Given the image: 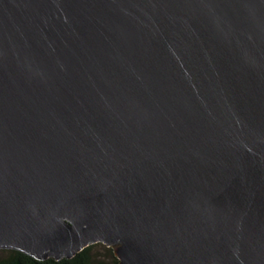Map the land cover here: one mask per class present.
I'll use <instances>...</instances> for the list:
<instances>
[{"label":"water","instance_id":"1","mask_svg":"<svg viewBox=\"0 0 264 264\" xmlns=\"http://www.w3.org/2000/svg\"><path fill=\"white\" fill-rule=\"evenodd\" d=\"M264 264V0H0V250Z\"/></svg>","mask_w":264,"mask_h":264},{"label":"trees","instance_id":"2","mask_svg":"<svg viewBox=\"0 0 264 264\" xmlns=\"http://www.w3.org/2000/svg\"><path fill=\"white\" fill-rule=\"evenodd\" d=\"M5 256L0 257V264H118L114 249L102 243L89 245L71 259L36 260L16 250H5Z\"/></svg>","mask_w":264,"mask_h":264},{"label":"rangeland","instance_id":"3","mask_svg":"<svg viewBox=\"0 0 264 264\" xmlns=\"http://www.w3.org/2000/svg\"><path fill=\"white\" fill-rule=\"evenodd\" d=\"M6 251L5 250H0V257H3V256H5L6 255Z\"/></svg>","mask_w":264,"mask_h":264}]
</instances>
